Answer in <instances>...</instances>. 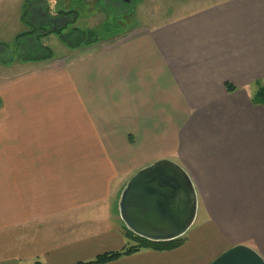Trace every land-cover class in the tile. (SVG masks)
<instances>
[{
  "label": "crops",
  "instance_id": "obj_1",
  "mask_svg": "<svg viewBox=\"0 0 264 264\" xmlns=\"http://www.w3.org/2000/svg\"><path fill=\"white\" fill-rule=\"evenodd\" d=\"M23 1L0 0V23ZM22 67L0 93V264H88L135 246L119 200L161 160L198 192L185 244L107 264H211L239 245L264 259V0L189 5L68 64Z\"/></svg>",
  "mask_w": 264,
  "mask_h": 264
},
{
  "label": "rangeland",
  "instance_id": "obj_2",
  "mask_svg": "<svg viewBox=\"0 0 264 264\" xmlns=\"http://www.w3.org/2000/svg\"><path fill=\"white\" fill-rule=\"evenodd\" d=\"M51 4L53 11H69L77 10L79 17L76 24L70 27L67 32H70L73 28H78L85 32H93L94 37L98 39V42L90 46H107V43L113 41L115 44L118 40L126 38L130 31L134 28L150 27L155 25L159 20V23H164L169 20L178 11H183L184 7L192 5L199 7L205 4L214 3L217 0H48ZM22 4L15 3L13 9L11 8L9 16L5 17L4 23L7 24L9 30L0 26V93L2 87L7 84L13 77L19 78L23 71V65L19 57L11 53L7 48L12 47L16 41L18 35L29 31L30 28L24 25L22 22ZM48 22V18H45ZM44 20V21H45ZM65 23V20H60L54 28H61ZM60 25V26H59ZM43 44L50 47L54 53V57L51 60L44 63L52 64L55 66L68 64L72 59V54L78 49H71L64 45L60 38L56 35L43 39ZM5 45V46H4ZM90 46L81 47L79 50H84ZM39 65V64H38ZM21 66V67H20ZM34 65L32 67H35ZM5 120L0 118V121ZM4 121V122H5ZM3 136L7 135L6 124L0 130ZM109 170L116 169L115 162L112 166L109 162L102 161ZM96 168V165H95ZM3 172V171H2ZM121 172V171H120ZM201 214L205 212L203 206L201 207ZM200 220V218H199ZM198 223L200 221H197ZM197 223V224H198ZM10 248L9 251H12ZM3 253H8L7 249ZM8 258L7 254L0 255Z\"/></svg>",
  "mask_w": 264,
  "mask_h": 264
},
{
  "label": "water",
  "instance_id": "obj_3",
  "mask_svg": "<svg viewBox=\"0 0 264 264\" xmlns=\"http://www.w3.org/2000/svg\"><path fill=\"white\" fill-rule=\"evenodd\" d=\"M119 217L136 236L152 242L184 237L195 224L198 192L188 172L171 160L158 161L135 174L125 186ZM211 264H264L253 249L239 245Z\"/></svg>",
  "mask_w": 264,
  "mask_h": 264
},
{
  "label": "trees",
  "instance_id": "obj_4",
  "mask_svg": "<svg viewBox=\"0 0 264 264\" xmlns=\"http://www.w3.org/2000/svg\"><path fill=\"white\" fill-rule=\"evenodd\" d=\"M78 17L77 10L53 11L48 0H25L22 6V22L30 30L18 35L13 46L7 49L9 51L12 49L11 53L19 57V61L26 64L45 62L53 59V51L42 42L43 39L51 35L58 36L61 42L71 49H80L81 47L90 46L98 42L93 32H85L78 28H73L70 32H67L70 27L76 24ZM45 18H48L49 21L47 22ZM60 20H65V23L61 28H54ZM226 88L229 93L236 91V88L231 84H227ZM253 103L260 106L264 105V85L260 84ZM1 106L2 101L0 100ZM126 235L136 242L135 246L129 247L122 252L101 255L94 262L88 264H107L123 256L136 254L142 250L158 252L173 251L182 247L186 242L185 237L169 242H152L136 236L127 228ZM36 264L41 263L38 262Z\"/></svg>",
  "mask_w": 264,
  "mask_h": 264
},
{
  "label": "flooded vegetation",
  "instance_id": "obj_5",
  "mask_svg": "<svg viewBox=\"0 0 264 264\" xmlns=\"http://www.w3.org/2000/svg\"><path fill=\"white\" fill-rule=\"evenodd\" d=\"M126 1V0H125Z\"/></svg>",
  "mask_w": 264,
  "mask_h": 264
}]
</instances>
